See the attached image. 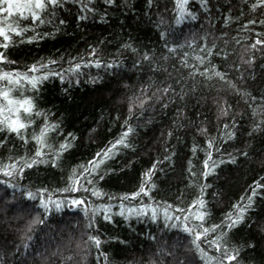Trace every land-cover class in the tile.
<instances>
[{
    "label": "trees",
    "instance_id": "obj_1",
    "mask_svg": "<svg viewBox=\"0 0 264 264\" xmlns=\"http://www.w3.org/2000/svg\"><path fill=\"white\" fill-rule=\"evenodd\" d=\"M81 2L93 10L82 9ZM81 2L63 0L49 7L44 23L13 14L27 30L12 34L8 47H0L7 57L0 62L5 70L24 71L34 62L52 60L56 63L46 70L59 72L72 62L83 61L64 80L49 76L35 88L25 84L22 92L14 93L32 96L36 110L49 123L55 122L47 144L58 148L69 133L75 139L69 137L71 147L59 154L55 166L50 160L31 167L18 161L23 172L11 177L0 173V181H9L8 185L0 183V264H61L62 260L63 264H179L185 254L197 259L194 249L186 253L191 236L171 221L166 225L162 211L156 220L150 212L127 220L121 216L119 194L136 191L146 180V188L149 183L155 185L148 188L154 204L163 209L167 202L172 219L178 215L181 221L183 213L178 209L187 211L194 198H202L207 226L219 225L242 195L246 200L255 187L253 181L264 185V45L250 47L257 39L264 40V23L259 22L264 21V6L252 8L256 0H206V6L200 0H187L185 8L195 16L185 12L177 22L176 0ZM28 36L34 38L28 40ZM92 49L95 52L89 55ZM145 53L150 57L147 60L142 59ZM250 56L254 59L249 60ZM222 107L225 116L219 115ZM32 120L20 136L0 131V141H4L0 164L17 156L29 161L33 157L36 144L31 137L39 133L45 120L36 115ZM253 124L260 127L253 129ZM128 125L133 129L126 137L131 147L118 146L99 166L98 176L92 177L105 195L93 197L79 187L76 192L58 191L67 186L73 166L85 164L106 149ZM201 128L205 131H198ZM229 128L235 133L232 137ZM211 137L215 140L208 166L219 163L204 176L203 162L209 151L205 140ZM52 150L42 149L48 154ZM149 168L151 174L143 176ZM202 185L207 187L200 197ZM41 188L46 192L39 193ZM23 191L35 195L25 197ZM49 193L62 205L57 209L53 204L45 215L39 197L48 199ZM77 196L86 203H68ZM149 196L130 197L124 203H147ZM89 201L111 204V219L103 218V210L94 215L88 208L86 214ZM33 218L37 222L26 231ZM221 230L209 233V239ZM21 233L23 239L31 237L27 249ZM90 235L100 237L99 248L89 240ZM250 241L252 247L247 246ZM225 242L229 250L239 249L238 264H264V187H256L253 206L229 230ZM201 247L220 255L207 244Z\"/></svg>",
    "mask_w": 264,
    "mask_h": 264
},
{
    "label": "snow or ice",
    "instance_id": "obj_2",
    "mask_svg": "<svg viewBox=\"0 0 264 264\" xmlns=\"http://www.w3.org/2000/svg\"><path fill=\"white\" fill-rule=\"evenodd\" d=\"M77 2H81V0H77ZM90 3L91 0H88ZM149 4H151L152 0H148ZM202 6H206V0H200ZM63 0H0V38H2L3 43H0V47L7 48L9 43L12 41V34L21 35L27 30V26L20 27L19 22L16 20L13 14H18L20 19L30 17L33 22L44 23L43 15L48 10L49 7H54L61 5ZM107 4H112L113 0H106ZM187 0H176V16L178 18L181 17L185 12H187L190 16H195L194 13L188 12L185 8V4ZM257 5L264 6V0H256V3L252 4V8H256ZM82 9L85 10H93L88 8V3L81 2ZM7 13L8 15H3ZM81 17H78L80 19ZM103 19V17H101ZM229 17H225V24L228 23ZM260 23H264V21H259ZM63 23V21H62ZM246 24L253 23L252 21H246ZM45 35H48L45 33ZM165 33H161V37H164ZM33 36H28V40H32ZM256 44L264 45V40L257 39L254 44L250 47L255 48ZM126 47L129 45H125ZM167 46V45H166ZM214 46V45H213ZM91 47V46H90ZM203 47V46H202ZM135 51V49H133ZM211 52V48L208 49ZM95 52V49H92V52H89V55ZM149 54L145 53L142 59L147 60L149 59ZM73 61L75 58H71ZM183 59V58H181ZM203 63V58L197 57ZM254 59V57H249V60ZM7 61V57L3 52H0V62ZM140 61L137 60V63ZM55 61L47 60L41 62H34L32 65L28 66L24 71H20L18 69H2L0 68V131H8L15 133L17 136H20L21 131L24 130L28 125L32 124L33 115L36 116H43L45 123L41 125L39 133L34 134L31 139L36 144L35 153L30 161L24 156H17L14 160H11L10 163L0 164V173H3L6 176H13L16 172H23L24 168L20 167L19 162L24 163V167H31L32 164L35 163H47L49 160L55 166L57 164V160L59 158V154L63 152L66 148L71 147V143L69 142V137L71 139H75L71 133L65 137L64 141L59 144L58 148H53L52 145L47 144L48 133L52 131L56 124L55 122L49 123L47 116L42 112L36 110L35 104L33 102V97L28 95H15L17 91L22 92L23 87L25 84L30 85L32 88L37 86L39 81H42L49 76H59L61 80L66 78V75L73 74L76 72L77 69L81 67L83 61L81 60L80 63L72 62L66 69H60L59 72L46 70L49 64H55ZM89 64L91 61L88 62ZM100 62L97 61V65ZM111 67V64L109 65ZM212 67H215L213 65ZM239 67V65H236ZM195 71V69H194ZM208 69H204V72L207 73ZM215 75L219 76L221 79L225 78V74L222 72H216ZM6 81V83H3ZM232 82L229 81V84ZM232 87L235 88V85L232 84ZM167 91V88L164 89ZM237 91H240L237 89ZM145 100L148 97L144 98ZM254 99V98H253ZM140 105L144 103L143 100L138 102ZM230 107V106H229ZM133 110V103H129V114L132 113ZM219 115L225 116L227 112L225 108L219 109ZM127 119V118H126ZM175 123V121H174ZM228 128V125H225ZM253 129H257L260 127L259 124H253ZM132 126L128 125L123 132L120 134L119 138L114 141L109 142L106 149H101L98 151L90 160H88L85 164H79L73 166L72 171L69 173L68 176V184L64 188L58 189V191L65 192V191H72L76 192L78 187L84 189L87 192L91 193L93 197H101L105 195L102 189L96 186L93 176H98L97 169L102 164L105 159H108L111 155H113L116 151L119 150L118 146L123 145L124 147H131L130 144L127 143L126 137L128 133L131 132ZM198 131H205L203 128L198 129ZM171 135V131L169 132ZM223 135V133H221ZM235 133L231 131L229 128L228 136L232 137ZM25 143H27V137H23ZM227 138V137H226ZM213 140L215 137H211L205 140V144L208 146L209 151L205 156L204 160V171L202 175L207 176L211 171H213L216 167V163L219 161L213 162L211 167L208 166L209 159L212 156V149H213ZM4 143V141H0V144ZM52 148V154H48L42 151L43 148ZM196 145H193V150L195 151ZM245 153H241L244 155ZM41 157H47L45 159H39ZM168 159V157H165ZM231 160H235V157H229ZM191 163V161H189ZM153 168L155 167V162H153ZM152 168H149L146 173L142 175L147 177L151 174ZM191 171V169H189ZM195 175V173H192ZM85 181H87L85 183ZM0 183L9 184V181L3 180ZM146 180H142L140 183L139 188L136 191H132L129 193H121L119 194L121 198V202L119 204L121 216H124L127 220L129 216L136 215L138 217L143 216L146 213L151 214V219L156 220L158 212L162 211L165 217V224L167 225L169 221H171L173 227H180L183 229L185 233H188L191 236L190 240V248L186 249V253H191L194 249L197 259H193L191 255L185 254L179 260V264H200V261L203 264H226V262H230V264H238V258L240 255V251L235 246L229 250L228 244L225 242V238L230 229L234 228L238 225L241 221L244 220L246 212L253 206V195L256 192V187H264V185L257 184L256 181H253V185L255 187L252 188V192L247 195L245 200L244 196L242 195L241 200L237 201L232 205V209L229 210L228 213L225 214L224 219L221 221L219 225L212 224L206 226V217L207 212L204 211L205 201L202 198H194L190 204L187 205V211L183 209H178L183 213V220L181 221V216H175L174 219L173 213L169 211V205L165 202V207L160 209L158 205H155L152 201V198L149 196L148 188L154 187L153 184H148V188L145 187ZM11 186V185H10ZM203 187H207V185H202L200 191V197L203 196ZM39 193L46 192V189L41 188L37 190ZM141 194L144 196H149V202L147 203H140L138 205L133 204L132 206H126L124 201L131 198H137ZM23 195L25 197H33L35 193L31 191H23ZM113 196H108L109 200L114 199ZM40 207L44 209L45 215L48 214L49 209L54 204L57 209H59L62 205V201L59 199H53L51 193L48 194V199H45L43 195L39 197ZM69 204L72 205H83L86 203L85 199L81 196H77L75 198H70L68 200ZM91 208L93 214L100 213L103 210V218L105 220H110L111 215V204H92L90 201L87 202V207H85V213L87 214V209ZM125 210L127 215H125ZM177 221H181L177 223ZM37 222V218H33V220L27 226V229H30L32 224ZM42 222V221H41ZM218 228L222 230L219 231L216 235L211 236L209 239V233L215 232ZM22 236V243L23 247L27 249L29 247L28 241L31 237H27L23 239L24 233H21ZM89 240L92 241L97 248L100 247L101 239L98 235H90ZM201 243L207 244L209 248L214 249L220 255H212L208 250L201 247ZM248 247H252L253 244L250 241L247 245ZM221 249L223 250L221 252ZM101 255H106L105 253H101ZM70 259V257H69ZM63 264V260L61 261ZM155 264V262H153ZM174 264L176 262L174 261Z\"/></svg>",
    "mask_w": 264,
    "mask_h": 264
}]
</instances>
